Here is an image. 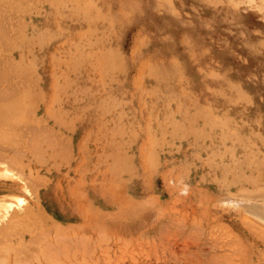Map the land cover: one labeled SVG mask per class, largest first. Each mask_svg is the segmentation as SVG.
<instances>
[{
  "label": "rangeland",
  "instance_id": "rangeland-1",
  "mask_svg": "<svg viewBox=\"0 0 264 264\" xmlns=\"http://www.w3.org/2000/svg\"><path fill=\"white\" fill-rule=\"evenodd\" d=\"M0 65V264H264V0H0Z\"/></svg>",
  "mask_w": 264,
  "mask_h": 264
},
{
  "label": "bare ground",
  "instance_id": "bare-ground-1",
  "mask_svg": "<svg viewBox=\"0 0 264 264\" xmlns=\"http://www.w3.org/2000/svg\"><path fill=\"white\" fill-rule=\"evenodd\" d=\"M47 1H48V0H47ZM47 4H48V3H47ZM38 16H39V15H38ZM23 39H24V38H23ZM2 49H3V48H2ZM12 57H13V56H12ZM12 57H11V58H12ZM16 61H17V60H16ZM17 62H18V61H17ZM16 65H17V63H16ZM0 66H1V65H0ZM13 66H14V65H13ZM4 67H5V66H4ZM16 67H17V66H16ZM16 67H15V68H16ZM17 68H18V67H17ZM9 70H10V69H9ZM9 70L7 71V73L9 72ZM12 70H13V69H12ZM12 70H11V74H12ZM18 70H21V69L19 68ZM16 71H17V69H16ZM16 71H15V73H16ZM22 71H23V70H21L20 72H22ZM13 72H14V71H13ZM23 72H24V71H23ZM15 73H14V74H15ZM31 73H33V71H32ZM34 73H36V71H34ZM14 74H13V76H14ZM17 74H18V73H17ZM17 74H16V75H17ZM23 74H25V73H23ZM28 74H29V73H28ZM18 75H20V74H18ZM21 75H22V74H21ZM29 75H30V74H29ZM29 75H28V76H29ZM32 75H33V74H32ZM22 76H23V75H22ZM22 76H21V77H22ZM1 79H2V78H1ZM30 79H32V78H30ZM19 81H20V80H19ZM23 81H25V80H23ZM31 81H33V80H31ZM31 81H29V82H31ZM25 82H26V81H25ZM36 82H37V81H36ZM9 83H10V82H9ZM11 83H12V82H11ZM16 83H17V82H16ZM34 83H35V82H34ZM13 84H15V83H12V85H13ZM18 84H19V83H18ZM21 84H23V83H21ZM27 84H28V83H27ZM30 84H31V83H30ZM35 84H36V83H35ZM7 85H8V84H7ZM24 85H25V83H24ZM28 85H29V84H28ZM17 86H18V85H16V87H17ZM21 86H22V85H21ZM8 87H10V86H8ZM11 87H12V86H11ZM16 87L14 88V86H13L14 89H16ZM28 87H30V89H33L34 86H33V84H31V85L28 86ZM24 88H26V87H24ZM21 89H22V88H21ZM9 90H10V89H9ZM12 90H13V89H12ZM33 90H34V89H33ZM33 90H32V91H33ZM16 91H17V90H16ZM32 91H31V90L25 91V92H26L25 95H26V96L28 95L27 97H28L29 99H30V96H29L30 94L37 93V92H35V91H34V93H31ZM13 92H14V90H13ZM17 92H19V91H17ZM23 93H24V92H23ZM27 93H28V94H27ZM4 95H5V94H4ZM16 95L19 96V95H21V94H18V93H17ZM16 95H15V96H16ZM23 95H24V94H23ZM35 95H36V94H35ZM11 96H12V95H11ZM26 96H25V97H26ZM4 97H5V96H4ZM9 97H10V96H9ZM21 97H22V96H21ZM6 99H7V97H6L4 100H6ZM17 99H18V97H17ZM21 99H22V98H21ZM23 99H25V98H23ZM1 100H2V99H1ZM25 100H26V99H25ZM12 101H13V100H12ZM18 101H20V99H18ZM21 102H23V100H21ZM25 104H26V102H25ZM8 110H9V109H8ZM31 121H32V120H31ZM35 121H36V120H35ZM33 123H34V121H33ZM35 123H36V122H35ZM8 125H9V124H8ZM35 129H37V128H35ZM31 131H32V130H31ZM23 136H24V135H23ZM32 139H33V138H32ZM30 140H31V139H30ZM34 141H35V140H34ZM32 143H33V142H32ZM33 145H34V143H33ZM24 146H25V144H24ZM27 146H28V145H27ZM24 148H26V147H24ZM21 149H23V147H22ZM3 150H8V149H3ZM18 150H19V149H18ZM18 150H17V151H18ZM14 151H15V150H14ZM14 151H13V152H14ZM17 151H16V152H17ZM20 151H21V152H20V155H19V156H16V157H10V156H7L8 154H7L5 151H3V154H2V155H3V158H4V159H7V161H8L9 163H11V162H12L13 164L15 163L14 165L17 164L18 167L21 168V166H22V164H23V158L26 157L27 155L31 154V153L28 154V152L26 151V154H25L24 152H22V150H20ZM36 151H37V150H36ZM7 152H8V151H7ZM34 152H35V151H34ZM1 153H2V152H1ZM6 154H7V155H6ZM18 154H19V152H18ZM35 154H36V152H35ZM14 155H15V154H14ZM14 155H12V156H14ZM36 155H37V154H36ZM39 157H40V156H39ZM4 159H3V160H4ZM39 159H40V158H39ZM0 161H1V162H4V161H2V160H0ZM27 166H28V165H27ZM6 167L8 168L9 166H6ZM28 167H29V166H28ZM8 169H9V168H8ZM17 169H18V168H17ZM18 170H19V169H18ZM6 171H7V170H6ZM18 172H19V171H18ZM25 174H26V173H25ZM29 174H30V172H29L28 174H26V175L30 176L31 174H30V175H29ZM19 175H20V174H19ZM28 176H27V177H28ZM32 177H33V176H32ZM21 178H22V177H21ZM29 178H30V177H29ZM29 178H28V179H29ZM35 178H36V177H35ZM37 178H38V177H37ZM37 178H36V179H37ZM25 179H26V178H25ZM28 179H27V180H28ZM27 180H26V181L24 180V183L27 182ZM38 180H41V179H37V182H33L34 184L31 182L32 185L34 186L33 190H34V189L36 190L37 187H38V185H39L40 183H42V182H41L42 180H41L40 182H39ZM28 184H29V183H28ZM28 184H27V185L24 184L25 187H26V186L28 187ZM40 185H41V184H40ZM42 185H43V184H42ZM33 186H32V187H33ZM27 187H26V188H27ZM28 188H29V187H28ZM31 192H33V191H31ZM34 193H36V191H35ZM14 200H16V199L14 198ZM16 203H17V205H21L22 200H20L19 198H17ZM12 205H13V203H12L11 201H8V200L5 199V198H3V200H1V202H0V208H1L2 210H6V211H8V209H11ZM21 206H22V205H21ZM30 208H31V207H30ZM26 210H27V209H26ZM26 210L24 209L25 212H26ZM32 211H33V210H32ZM8 212H9V211H8ZM25 212H24V214H23L24 216H22V218H23V217L25 218V217L27 216V215H25V214H28V215H29L31 211L28 212V210H27L28 213H25ZM10 214H11V213H10ZM10 214H9V216H10ZM14 214H15V213H14ZM11 215H12V214H11ZM19 216H21V215H19ZM19 216H18V217H19ZM29 216H30V215H29ZM6 217H8V216H6ZM13 217H14V216H13ZM18 217L16 216V218H18ZM16 218L14 217L13 219L15 220ZM9 219H10V218H9ZM14 220H13V221H14ZM10 225H11V224H10ZM56 226H57V225H56ZM4 229H5V228H4ZM4 231H5V230H4ZM52 231H53V230H52ZM2 232H3V231H0V234H1ZM59 233H60V232H59ZM3 235H4V233H3ZM65 247H66V246H65ZM49 249H50V248H49Z\"/></svg>",
  "mask_w": 264,
  "mask_h": 264
}]
</instances>
